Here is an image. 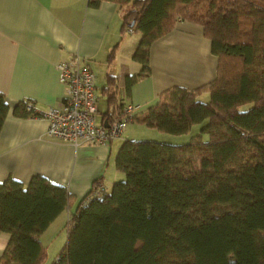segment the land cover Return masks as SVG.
<instances>
[{"label": "trees", "instance_id": "trees-1", "mask_svg": "<svg viewBox=\"0 0 264 264\" xmlns=\"http://www.w3.org/2000/svg\"><path fill=\"white\" fill-rule=\"evenodd\" d=\"M109 1L141 36L133 59L142 69L129 88L151 73L152 44L178 20L202 26L218 57L215 79L171 87L131 119L172 135L199 131L183 144L124 141V178L103 197L96 180L77 204L42 175L0 182V234L9 236L0 264H44L41 235L67 209L68 239L53 264H264V0ZM25 105L14 112L26 116ZM8 112L0 92V132Z\"/></svg>", "mask_w": 264, "mask_h": 264}, {"label": "crops", "instance_id": "crops-1", "mask_svg": "<svg viewBox=\"0 0 264 264\" xmlns=\"http://www.w3.org/2000/svg\"><path fill=\"white\" fill-rule=\"evenodd\" d=\"M123 18L121 6L109 0L98 6L89 0H0V92L9 105L0 132V182L12 177L27 185L33 176L42 175L66 186L77 204L96 180L111 189L124 178L116 156L124 141L139 140L133 137V120L121 137L106 144H75L49 136L46 119L14 112L23 103H32L38 111L65 104L67 89L57 67L61 62L78 56L93 70L96 121L103 125L111 114H121L125 105H139L142 113L171 87L197 88L215 79L218 57L202 26L180 19L152 44L151 73L129 88V76L142 69L133 59L141 36L134 41L132 35L137 33L127 35ZM203 96L207 99L209 94ZM62 216L68 221L69 210L41 235L47 248L53 236L48 233ZM8 243L9 236L0 234V258Z\"/></svg>", "mask_w": 264, "mask_h": 264}, {"label": "built area", "instance_id": "built-area-1", "mask_svg": "<svg viewBox=\"0 0 264 264\" xmlns=\"http://www.w3.org/2000/svg\"><path fill=\"white\" fill-rule=\"evenodd\" d=\"M129 33L133 30L129 28ZM60 80L66 86L65 104L62 107H50L38 111L32 103H26L30 116L41 117L48 121L47 134L51 137L78 144H106L119 138L125 131L126 124L131 121L140 106L125 105L122 117L114 119L109 125L97 124L98 94L95 73L77 56L70 61L58 64ZM106 187L99 185L95 190L98 197L106 194Z\"/></svg>", "mask_w": 264, "mask_h": 264}, {"label": "rangeland", "instance_id": "rangeland-1", "mask_svg": "<svg viewBox=\"0 0 264 264\" xmlns=\"http://www.w3.org/2000/svg\"><path fill=\"white\" fill-rule=\"evenodd\" d=\"M128 9V7H126ZM127 35L129 34V31L127 30L125 32ZM134 41L136 39L140 38V34H133ZM204 97V98H203ZM202 98L205 100V96H202ZM244 109L250 108L249 105L244 106ZM131 124V123H130ZM129 125V124H128ZM136 127L132 130L133 137L138 138L139 140H150V141H157V142H164V143H171V144H183L191 140L194 134H196L197 131H199V125L195 126L193 130L189 134L184 135H172L160 132L156 129L148 128L145 125L137 124L135 123ZM131 126V125H130ZM67 220L65 216H62L56 222L52 228V230L49 231L48 236H51V233L53 234L52 237H50L49 240H51L49 247L47 248V258L44 264H53L57 254L60 252L59 250L61 247L66 244L68 239V232L66 228ZM56 230V231H55ZM55 232V233H54Z\"/></svg>", "mask_w": 264, "mask_h": 264}, {"label": "water", "instance_id": "water-1", "mask_svg": "<svg viewBox=\"0 0 264 264\" xmlns=\"http://www.w3.org/2000/svg\"><path fill=\"white\" fill-rule=\"evenodd\" d=\"M106 125H109V123H108V124H106Z\"/></svg>", "mask_w": 264, "mask_h": 264}]
</instances>
